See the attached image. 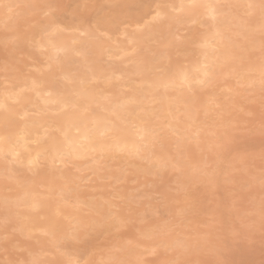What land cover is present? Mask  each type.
<instances>
[{"label":"rangeland","instance_id":"obj_1","mask_svg":"<svg viewBox=\"0 0 264 264\" xmlns=\"http://www.w3.org/2000/svg\"><path fill=\"white\" fill-rule=\"evenodd\" d=\"M171 1L173 2V0H35L31 4L22 1L16 2L11 8L14 11V16L11 17V20L15 19L20 35L25 38L21 39L20 43L16 40L13 41V38L11 40H4L2 35L8 30L5 29V24L8 23L9 19L0 23V88L11 85V81H14V79L20 81L25 79V77L27 79L30 76L36 77V75V78L44 77L46 73L51 75L48 82H45L46 84L62 86L63 81H57L54 84L55 70L57 65L62 62V52L60 51L57 54L56 60L52 61V64H54L50 63V65L47 63V59H49L47 55L48 49L37 47L35 42L41 37L38 32L41 17L37 14L38 10L30 6L49 2H55L63 6L58 13L63 21L61 27L67 25L66 32L70 34L74 31L72 30V25L83 24L87 27L89 25L96 27L100 16L106 15L109 20L112 19L110 20L112 22H110V32L103 30L100 31L101 33L99 32L101 36L94 37L96 40H103L113 35L116 39L107 42L108 45L112 46H104L101 50L102 55L99 54L100 51L98 53H94V51L89 53L94 58L101 57L97 62L101 67L100 71L102 75L96 77L98 84L96 91L106 90V96L112 98L116 94L131 91L133 86L146 85L143 82V75L141 73L132 72V66L137 63L135 62L136 58L139 61V58H142V56L148 55V57H154L152 59V65L155 64L156 66L153 68L154 72L162 71L174 63L187 64L190 62V59L198 57L200 46L197 39L207 30L210 24V17L207 14L201 13L197 14L190 21H188L189 19L185 20L184 15H181V17L174 16V20L171 18V21L168 15H162L159 19L151 17L156 7L165 9L171 4ZM236 1H240V3L244 1L246 3V0ZM236 1L234 3L232 0H221L220 7L231 9L230 11H234L233 13L236 15L240 13L238 16L248 19L247 6L244 2L240 5ZM85 5L87 7H84ZM175 11L179 12L178 10ZM143 19L149 23L148 27H152L149 28L152 35L149 32L147 37L143 35L139 39L135 38L134 41L138 42L137 46H135L130 36L137 32L139 33V31L143 33L140 30L142 27L144 29L147 28L146 25H143V22H145ZM231 27L234 26L232 25ZM119 29L121 31L122 29H126V31L121 33ZM106 32L108 34L103 35ZM254 35L259 41L258 45L250 46L247 43L244 49L249 59L257 61L262 56L261 44L262 38H264V27L259 26L256 28ZM235 37L237 39L242 38L236 34ZM236 49L238 48L236 47ZM71 56V60L76 63H68L66 64V68H73L72 70L82 72L89 71L83 65L84 60L81 59L83 57L75 56L73 51L71 52ZM159 56H161L159 59L161 61L156 60V57ZM162 60L164 61L162 63L164 68L162 65H158L163 62ZM48 65L49 67L51 66L53 71H49ZM111 72L114 73L111 74ZM109 76L111 77L109 78ZM239 79L241 81L240 77L225 80L223 76H218L217 79H213L210 86L206 85L200 88L197 85L194 88V91L201 99L206 96L205 92L208 94V89L212 88L211 92L215 93L220 104L223 105L222 120L215 106L209 108L211 111L208 110L209 114L207 117V123L212 124L215 121L219 135L223 136L225 142L230 145V151L226 154L222 166L229 169L232 180L230 184L222 185L219 189L206 187L203 184L193 185L188 183L185 187L190 191V196L185 197L183 194L177 196L178 180H182V177H178L172 171L162 173L160 177H155L144 169V166L148 164L145 159L138 158L135 155L130 156L125 152L115 153L117 156L109 152L107 155L101 157L105 160L104 163L96 164L101 165L98 173L104 175L103 178H100L98 174L92 172L91 168L88 167L91 162H87L86 160L90 159V156L73 159L72 164L74 166L72 167H66L65 164L60 165L58 162L55 163L56 166H49L48 161L42 156L39 158L40 164L32 168H29L25 163H17L14 160L10 161L8 159H3L4 161L1 164L14 168L15 171L12 174H14L13 177L17 181L24 180L27 182L30 180L28 182L32 183L33 179L36 185H46V180L41 179L39 176H50V173L51 175L54 173V177H59L61 171L66 175H73V173L86 175L83 180H78L81 185L79 192L81 191L86 197L95 194V199L97 196L99 200L104 198L102 202L104 201L105 205L111 200L114 203L113 205H117H111L113 210L117 211L119 209L122 215L129 217L128 224L119 233L110 227L105 229L101 224H95V226H92L91 223L83 224L81 227L87 229L86 240L68 249L71 256H76L77 259L81 260V264L84 261L99 264V261L107 259L109 249L114 244H126L129 241L133 245H139L138 252H142L143 258L152 264L153 261L159 259V257L150 255L153 247L149 243L154 239L146 238L142 234L151 226L150 222L156 219L154 210L157 207L163 208L164 205L161 202H166L168 208H165L164 212L165 215H168L169 209L172 212L175 211L177 201L183 203L185 199L192 200L195 203L196 210L176 219L175 230L172 232L171 237H173V234H176V236L174 235L175 238L177 236L184 240L187 238V242L190 241V245L191 243L195 245L199 241L200 247L193 248L192 253L188 257L193 261V264H216L217 261H222L223 264H264V233H262L260 228L259 216V203L262 196L259 178L261 173L264 172V103H262L264 97L261 96L259 84H255V87H249L250 83L248 84L246 81L235 82L239 81ZM227 85L228 88L231 86L234 89V91L231 90L234 96L231 95L230 100L228 99L230 95L225 94ZM228 88L227 90L230 91ZM187 92L190 95L189 91ZM32 101L33 103L30 104V108L34 110L29 111L25 116L26 118L41 116L42 114L39 110H35V105L40 104L37 96ZM155 104L157 102L153 101L145 105L156 109L154 107ZM226 105L228 106L226 107ZM16 108L21 109L22 106L16 104ZM56 114L58 112L53 111L52 115L46 118L47 120L49 119L50 123L48 122L47 126L52 134L55 133L54 129L56 127L53 123H56V118L54 117ZM200 116L203 120L205 119L203 111ZM19 117H17L18 119L16 118L17 121L22 120L23 116ZM171 120L175 121V119ZM48 138L49 135H46L43 140L47 141ZM210 138H213V140L211 139L212 141L210 140L212 143H209ZM209 139L202 138L201 149L203 151L196 149L193 145L192 152L189 154L190 159H194L193 156H195L196 159L200 160L202 155H206L210 163L216 162V152L219 150L215 147L217 141L214 137H209ZM171 140L173 139L169 136V141ZM214 140L216 143L213 142ZM126 155L129 157L127 158ZM117 171H122V174L117 175ZM108 173L110 175H107ZM12 181V177L7 173H0V195L4 193L8 195L16 190ZM9 186L12 187L10 188ZM39 189L43 190L44 188L40 187ZM119 194L121 195L120 197ZM125 195L129 197H125ZM140 197H150V199L140 200ZM129 204L134 209L130 216L127 208ZM253 205L256 209L254 217L251 216ZM21 207L18 208L20 209ZM0 208V264H13L16 261L28 260L29 257L31 259L32 254L36 255L40 252L37 249L40 244L39 238L33 236L39 235L40 231L37 230L31 235L24 236L15 225L19 220V215L13 213V215L6 216V212L4 214L1 205ZM65 208L72 211V197L70 205ZM21 209L24 210L25 208ZM87 210V208L83 210V213L86 215H98L93 210ZM30 211L31 213L35 212L33 209ZM39 217L42 216L39 215ZM70 217L72 218V216ZM6 220L8 221L7 232L5 231ZM142 220L148 223H143ZM253 223L255 227L250 230L249 225ZM5 236H7V239ZM58 243L63 245V240L60 238ZM29 249L30 251H28ZM53 250L54 252L45 250L44 254H40L42 256L40 258L46 257L49 261L53 259L58 260L60 256L56 252V248ZM62 250L64 249L62 248Z\"/></svg>","mask_w":264,"mask_h":264},{"label":"snow or ice","instance_id":"obj_2","mask_svg":"<svg viewBox=\"0 0 264 264\" xmlns=\"http://www.w3.org/2000/svg\"><path fill=\"white\" fill-rule=\"evenodd\" d=\"M38 10L37 14L41 17L39 26L41 32L45 35L52 36L56 33L65 31L67 25L61 27L63 21L58 14L62 5L49 2L46 4L32 5ZM79 7V6H78ZM84 7H87L85 5ZM249 8L254 7L248 5ZM262 18H264V0H261L259 5ZM194 8H206L210 10L212 19L215 21V6L207 4H197L191 2L187 5H181L180 9L184 10ZM159 18V13L154 19ZM91 34V25L80 32L81 36H89ZM216 37L221 48L224 49V55L217 58V63H205L197 71L200 73L195 83L189 78V75L180 73L177 77V82L169 85L176 91L183 92L185 88L188 89L190 95L182 99L184 106L185 119L183 123L186 128L181 132L178 128L173 126L172 112L166 116H159L154 112L143 106L144 101L148 99L147 95H142L140 98H124L121 100H113L109 96H104L101 93V100L103 103L96 102L95 107L92 103H85L84 101L93 98L95 91L98 87L96 77L85 78L82 77L78 70L65 69L62 64H58L55 70V80L63 81V85L58 88L56 92L57 99L55 106L59 114L67 115L65 126L56 127L55 132L61 133L65 140L68 141V132L66 129L74 128L77 136L83 135V139L92 144L91 151L97 150L96 145H99L101 154L104 151L127 152V145L121 144V137L129 132L134 136L135 152L134 155L145 159L149 165V172L155 176L160 177L162 173L172 171L182 180H178L177 196L183 194L185 197L190 196V191L185 187L190 183L193 185L203 184L206 187H214L219 189L222 185L231 183L232 177L227 167L222 166V162L226 154L230 151V145L225 142L224 137L219 135L217 131L216 122L212 124L207 123L208 109L215 106L220 113L221 120L223 119V105L215 95H210L206 100H202L194 88L198 85L200 88L210 84L214 78L223 76L225 80L239 77L243 71V66L236 69L233 65L236 63V57L230 54V48L233 46L232 36L227 31H217ZM75 56L82 57L85 52L80 49H72ZM261 54L264 57V38H262ZM69 63H76L69 60ZM219 70V71H218ZM49 71H53L51 66ZM248 79L251 81L249 87H255L254 74L249 70L247 73ZM259 86L261 96L264 97V59H262L259 69ZM168 87V86H166ZM7 91V89H6ZM230 99V98H229ZM264 103V101H262ZM134 106V107H133ZM0 109L7 111L5 104H0ZM97 109L110 113V117L98 118L96 115ZM204 113V120L200 119L201 112ZM69 112L71 113L70 115ZM143 114V115H141ZM154 117L159 120V128L149 127L148 121L144 118ZM139 120V124L134 123ZM180 123V121H177ZM92 125V127H89ZM94 133L96 135H94ZM169 134L175 136V141H169ZM214 137L217 141L215 147L219 149L216 152V162L210 163L206 155H202L197 163H193L189 157L193 145L196 149H201L202 138ZM111 141V143H109ZM0 143L8 146V151L5 153L18 155L15 153L13 146L9 145L8 138L0 137ZM169 143L172 147H169ZM74 142L69 141V150L67 152H59L58 156L60 161L66 167L74 166L73 159L80 158V151L74 150ZM132 154V153H130ZM56 161L53 160L55 166ZM38 166L36 162L29 161V168ZM81 179L76 176L66 175L61 171L59 177L54 179L47 185H36L33 180V185L44 188V192L39 197L35 198L32 203V209L36 213H40L47 207L50 202L57 203L56 213L48 218V223L44 229V235L56 236L57 233L61 234L63 245L57 243L55 245L56 252L62 259H53L51 261L40 258L37 255H32L31 259L16 261L13 264H81L80 259L73 260L68 249L75 245L84 242L87 238V229L82 228L78 222L73 218L63 215L60 211L61 203L64 206H69L73 194L78 197L77 180ZM260 190L262 193L259 203V216L260 228L264 233V172L261 173L259 178ZM150 199V197H140V200ZM164 207H157L154 210L156 219L151 221V226L143 233L146 238L154 239L155 246L151 249L150 255L159 257L158 260L153 261L152 264H193L189 259L193 248H199V241L195 245H190L187 241L182 239H172L171 234L175 230L176 219L186 216L189 212L196 210L195 203L190 199H185L183 203L177 201L175 204V211L169 209L168 215H165L164 209L168 208L166 202H161ZM79 206L78 204L76 205ZM112 206L110 205V208ZM129 216L134 211L131 204L127 206ZM100 214V213H98ZM256 215V209L253 205L251 216ZM66 222V223H65ZM129 222V217L121 214L120 210L109 211L107 213L108 226L119 233ZM143 223H148L142 220ZM7 232L8 221L5 222ZM254 223L249 225V229L254 228ZM7 239V236L5 237ZM62 248L64 250H62ZM139 245H133L131 241L126 244L116 243L110 249L107 259L99 261V264H150V262L143 258V253L138 252ZM83 264H92L90 261H84ZM216 264H223L222 261H217Z\"/></svg>","mask_w":264,"mask_h":264},{"label":"bare ground","instance_id":"obj_3","mask_svg":"<svg viewBox=\"0 0 264 264\" xmlns=\"http://www.w3.org/2000/svg\"><path fill=\"white\" fill-rule=\"evenodd\" d=\"M20 1L26 2L27 4L28 3L31 4L35 0H0V3H1L0 4V23L4 20L9 19L8 23L5 24V29H8V30H7V32H5L2 35V38L4 40H8V39L11 40L13 38V41L16 40L17 42L20 43V40L25 38L24 36L22 37L20 35L18 28L16 27L15 19L13 18V20H11V17L14 16V14H13L14 11L11 8L16 2H20ZM235 1L232 0V2H234V3H235ZM191 2H193V0H173V2L171 1V4L168 5L165 9H163V8L161 9V8L156 7L154 12H153V16H151V17L154 18L157 16V13H159V18H161L162 15H168L170 17L169 19L171 21V18H173V20H174V16H178V17L180 16L181 17V15L182 16L184 15L185 20L189 19L188 21H190V20H193L197 14H200V13L201 14H207L210 17V21H209L210 24H209L207 30L205 32H203L199 36V38L197 39L199 46H200L198 49V57L194 58V59H190L189 60L190 62H188L187 64L174 63L173 65H171V66L169 65L166 68H164V66L162 64V63H164V61L162 60L163 62H161L158 65H162L164 69L162 71H159V72L153 71L154 70L153 68L156 67L155 64L152 65L153 64L152 59H154V57L150 56L151 57L150 58V57H148V55L145 57L142 56V58H139V61L136 58L137 61L135 60V62H137V63L135 64V62H133V64H135V65L132 66V68H133L132 72L134 71L135 73L136 72L141 73L143 75V82L146 85H144V86L143 85L133 86L131 91L126 92V93H119V94H116L114 97H112L113 100H121L124 98H137L138 99L142 95H147L148 99L146 101H144L143 106L147 107L150 110V112H154L159 116H166L169 113V111H171L172 116L169 117V119L170 120L175 119V121H172L173 126L178 128L181 132H183L184 129L186 128V124L183 123L185 116H184V106L182 103V99L187 98L189 96V94L187 92L188 89L185 88L183 92L170 90V89H172V87H170L169 85L176 83L178 75L180 73H185V72L189 75V78L195 83L196 79L198 77H200V73H198V71H197L198 68L202 67L205 63H209V64L217 63V58L222 57L224 55V49L219 46L218 38L216 37V33L218 30L221 32L227 31L228 34L232 36L234 43H233V46L230 48L229 51H230L231 55H234L237 58L236 63L233 65V67H235L236 69H240L241 66H243V71L241 72V74L239 76L241 78L242 82L246 81L248 84L251 83V81L248 79V75H247L249 70H251V72L254 74L255 84H257V85L259 84V69H260V64L262 61L260 59H264V57H262V56L260 59H258L259 58V56H258L257 61L256 60L252 61L251 59H249L248 55H246V52L244 49L247 46V43L250 46L258 45L259 41L257 40L256 37H254L255 36L254 33L256 32V28H258L259 26L264 27V18H262L260 7H259V5L261 4V0H246V3L243 1L244 4L247 6V11H248V15H249L248 19H244V17L242 18V17L238 16L240 14L239 12H238L239 14L236 15L235 13H233L234 11H230L231 9L229 10V9L224 8V7H220L221 0H194V2L197 4H207V5L215 6V16H216L215 21L212 19V15L210 14V10L206 9V8H194V9L185 8L184 10H178V9H180V6L182 4L187 5ZM236 2H239L240 5L243 4V2L240 3V1H236ZM250 4L253 5L254 7L249 8L248 5H250ZM240 8H242V7H240ZM175 10H178L179 12L177 13ZM242 16H243V14H242ZM110 20H112V19H110ZM110 20L107 18L106 15L100 16L99 20H98V25L96 27L91 26V34L89 36H81L80 35V32L83 31L85 28H87V26H85L83 24L72 25V30H74V31H72V34L66 32L67 27H66L65 31L56 33L52 36L45 35L43 32H41L40 29H38L39 30L38 32L40 33L39 35L41 37L35 41L36 46L39 48L45 47L46 49H48V51H47L48 52L47 55L49 58V59H47L48 64H50V63L52 64V61L56 60L57 54L61 51L62 55H63L61 64L65 67V69H70V68H66L67 67L66 64H68L69 60L72 59L71 49H80L81 51L85 52V55L82 56L83 58H81L84 60L83 65H85V67H87L89 69L88 72L79 71L80 75L82 77L89 78V79L92 78L93 76H95V77L101 76L102 75L101 71H100L101 67L98 65V62H97V60L100 59L101 57L94 58L89 53H92L93 51H94V53H96V52L98 53L100 51L99 54H101V50L103 49V47L108 45L107 42H110V40L116 39V37H113V35L112 36L108 35L109 36L108 39H106V38L103 40L102 39L101 40L94 39L95 36H101L99 34L100 31H103V30L107 31L108 30V32H110L109 31L111 28L110 24L112 23ZM178 20H179V18H178ZM143 21H145V20L143 19ZM180 21H182V20H180ZM143 25H146V27H147V28L145 27L146 29H144L142 27L144 30L141 27H140L141 29L139 28L140 30H142L143 33H141V31L137 30V31H139V33L138 32L137 33L135 32L136 34L132 33L133 35L130 36V39L132 38L134 41L135 38L139 39L143 35H146V37H147V35H149V32L151 34V29H149V28H152V27H148L149 23L145 21V22H143ZM232 25L234 27H231ZM261 29H263V28H261ZM119 31H121V30L119 29ZM125 31H126V29H122L121 33H124ZM154 31H156V30L154 29ZM108 32H106V34H103V35H107ZM132 32H134V31H132ZM235 34L240 35L242 38L237 39L238 36L235 37ZM28 38H29V36H28ZM142 39H141V41L144 40V39L143 40ZM238 41H239V43H238ZM133 43L135 46H137L136 44L138 42L134 41ZM108 46L110 47L112 45H108ZM235 46L238 49H236ZM240 48H242V50L239 51ZM119 50H120V47H119ZM115 54H118V53H115ZM110 55H112V54H110ZM238 56H240V57H238ZM160 57L161 56L156 57V60H159ZM140 59H141V61H140ZM250 60H251V62H250ZM159 61H161V60H159ZM48 67H49V65H48ZM71 69H73V68H71ZM37 72H39V71H37ZM112 73H114V72H111V74ZM47 74L48 73H46L44 77H38V78H36L37 75H36V77L30 76L27 79L25 77V79H22L20 81H17L14 79V81L13 80L11 81V83H12L11 85L2 86L0 88V104H5L7 106V111H5L4 109H0V125H1L0 126V137L6 136L8 138L9 145L13 146L15 153L18 154L16 156H13L12 154H8L6 156L5 153L8 151V146H6L3 143H0V173H7L10 177H12V179H13L12 182L15 186V187L14 186L13 187L16 188V190L11 194L7 195L6 193H4L3 195L1 194L2 196L0 195V205L3 207L2 210L4 211V214L6 212V216L7 215L8 216L13 215V213H16L19 215V220H18V222H16L17 224H15V225L17 226L16 228L19 229V231L22 234H24V236L25 235H27V236L31 235L34 233V231H37V230L40 231L39 235H33V236L39 238V242H40L39 245H41V246L38 245V247H37L38 251H40V252L37 251L38 252V254H36L37 256H39L41 253L44 254L45 250L54 252L53 249L55 248V245L59 242V240L61 238L60 233H57L56 236L44 235V229L47 226L48 218L53 216L57 211V203L55 201L50 202V204L47 207H45V209L43 211H41L39 214L36 212L31 213L30 210L32 209L33 200L35 198L39 197L40 194L44 192V189L40 190L39 189L40 187L34 186L31 182H28V181H30L28 179H27L28 180L27 182L24 180L23 181H21V180L17 181L16 178L13 177L14 174H12L15 171L14 168L12 166L2 165L1 163L4 161L3 159H6V160L8 159L10 161L14 160L17 163H25L26 165L29 166V161L36 162V164L39 165L40 164L39 158L42 156V157H45V159L48 161L49 166L53 165V160L60 163V165H63L64 163H62L60 161V157L58 156V153L59 152H67L69 150V141H71V142H74V145H75L74 150L78 149L80 151V153H81L80 157H84V156H90L91 157L90 159L86 160L87 162H91L88 165V167L91 168L92 172H95L96 174H98V176L100 178L101 177L103 178L104 175L98 173V170L101 168V165L96 164V163H102V162L104 163L105 160L102 159L101 157L107 155V153H109V152H112L114 154L117 153L116 151H104L103 154H101V152L99 150V145H96L97 150L95 152L91 151L92 144L89 141L84 140L83 135L78 137L74 128L66 129L68 132V137H69L68 141L65 140L64 136L61 133L55 132L54 134H52L49 131L50 129L47 126L49 119L47 120L46 118L50 117V115H52L53 111L58 112V109L55 106V101L57 99L56 92H57L58 88H60L61 86H58V85L53 86L51 84H46L45 82L46 81L48 82L49 78L51 77L50 74H48V75ZM16 75H18V74L16 73ZM111 76H109V78ZM215 79H217V78H215ZM241 81L239 79V81H235V82H241ZM63 83H62V85H63ZM211 83L208 85L210 86ZM166 86H168V87H166ZM227 88H228V85L225 89L226 90L225 94L230 95L228 97V99H229V98H231V95H233L231 90L234 91V89L230 86L228 88L230 91H228ZM6 89H7V91H6ZM211 89L210 90L208 89V91H209V92L207 91L208 94L205 92L206 96H204V97L202 96L203 97L202 100H206L207 97L210 95H213V94L215 95V93H212L213 91L211 92ZM105 92H106V90H100V91L97 90V91H95L93 98L86 99L84 102L85 103H92L93 107H95L96 102L103 103V101L101 100L100 97H101V93L104 96H106ZM225 94H224V96H225ZM36 96H37V99L40 101V104L35 105L36 106L35 110L36 111L39 110L42 114H41V116H31V117L26 118L25 116L27 115V113L29 111L34 110L33 108H30V104L33 103L32 99ZM153 101L157 102V104H155V106H154V107H156V109H152V107L145 105V104H147L149 102L151 103ZM16 104H20L22 106V108L17 109ZM227 104H228V101H227ZM227 106L228 105H226V107ZM208 110H210V109H208ZM180 113H181V115H180ZM70 114L71 113L69 112L68 115H70ZM96 115L98 118H101V119H103L104 117H110V113L102 112V111H100V109H97ZM141 115H143V114H141ZM19 116H23L25 119L22 117V120L17 121L16 118ZM54 117L56 118L55 119L56 123L55 122L53 123V124H55L54 125L55 127L65 126V123L67 120V115H61L58 112V114H56V116H54ZM144 118L148 121L149 127L159 128L160 123H161L159 120L155 119L154 117H147V116H145ZM200 119L203 120L201 118V116H200ZM177 121H180V123H177ZM134 123L139 124V120H135ZM89 127H92V125H89ZM46 135H49V138L47 139V141H44L43 139ZM94 135H96V134L94 133ZM169 136H171L173 139L171 141H175V139H176L175 136H172V135H169ZM211 139L213 140V138H210L209 141ZM133 141H134V136L130 132L128 134H124L121 137V144L127 145L128 151L125 153L129 154L130 156L134 155V152H135V145H134ZM211 141L209 143H212ZM213 142L216 143L215 140ZM109 143H111V141ZM169 147L170 148L172 147L171 143H169ZM205 147H207V145H205ZM191 152H192V150L189 152V154ZM130 153H132V154H130ZM126 157H127V155H126ZM193 157H194V159L191 158L193 163H197L200 161V160L196 159L195 156H193ZM196 157H198V156H196ZM138 158H140V157H138ZM34 167H36V166H34ZM144 167L143 168L146 171H149L148 170L149 169L148 164H147V166L145 165ZM120 168H121V166H120ZM120 173L122 174V171H117L116 174L119 175ZM53 174L51 175V173H50V176L46 175L43 177L42 176H39V177H41V179H43V180H46L45 184L47 185L48 183H50L54 179ZM107 175H110V174L108 173ZM72 176H77V177L81 178V179H78L81 181L85 178L86 175H78L76 173H73ZM117 178H118V176H117ZM78 180L76 183L78 185V197H79V199L77 200L76 195L73 194V196H72V211H71V209L65 208L66 206H64L62 203L60 205V211L61 212L64 211L62 213L65 214L66 216H69V217L72 216L74 221L78 222L81 226L83 224H87V223H91L92 226H95V224H101V226H103L105 229H107V227H109L108 223H107V213L110 210L115 212V210L112 209L113 207L110 208V205H113L114 203L111 200H109L108 201L109 203L108 204L106 203V205H105L104 204L105 202L104 201H103L104 203L102 202V199H104V198L99 200L98 196H97V198L95 199V196H94L95 194H91V195L87 194V195H89V197H86V195L81 193V191L79 192V187L81 185L79 183L80 181H78ZM32 182H33V179H32ZM1 193H3V192H1ZM120 196L121 195L119 194V197ZM125 197H129V196L125 195ZM121 199H122V197H121ZM121 202H123V201L121 200ZM77 204L79 205L78 207L76 206ZM84 205L88 209L87 211L93 210L97 214L98 213H100V214H98L97 216L91 215V214L90 215L84 214L83 210L86 209V208H84L85 207ZM20 206H22L21 208H25V209L24 210H22L21 208L19 209L18 207H20ZM113 206H117V205H113ZM36 214H38V215H36ZM39 215L42 217H39ZM91 224H90V226H91ZM174 235L176 236V234H173V237H174ZM12 236H13V233H12ZM173 237H171V238L172 239L179 238L178 236H177V238H175V237L173 238ZM182 240H184V239H182ZM185 241H187V238L185 239ZM188 243H190V241H188ZM155 244H156L155 240H153L149 243V245L151 247H154ZM13 245H14V243H13ZM191 245H192V243H191ZM28 251H30V249ZM39 257H42V256L40 255ZM72 258H73V260L77 259L76 256H72ZM29 259H30V257H29ZM42 259L47 260L46 257H43ZM59 259H60V257H59Z\"/></svg>","mask_w":264,"mask_h":264}]
</instances>
